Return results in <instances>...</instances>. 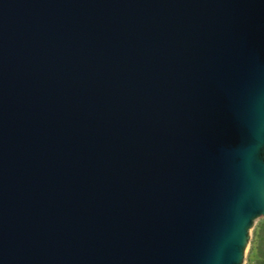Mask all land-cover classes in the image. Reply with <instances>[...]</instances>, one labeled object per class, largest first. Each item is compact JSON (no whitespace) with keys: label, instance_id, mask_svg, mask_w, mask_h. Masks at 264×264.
<instances>
[{"label":"water","instance_id":"1","mask_svg":"<svg viewBox=\"0 0 264 264\" xmlns=\"http://www.w3.org/2000/svg\"><path fill=\"white\" fill-rule=\"evenodd\" d=\"M264 220V0H0V264H243Z\"/></svg>","mask_w":264,"mask_h":264},{"label":"rangeland","instance_id":"2","mask_svg":"<svg viewBox=\"0 0 264 264\" xmlns=\"http://www.w3.org/2000/svg\"><path fill=\"white\" fill-rule=\"evenodd\" d=\"M263 219H258L255 222V226L253 229L250 231V240L249 244L247 246L246 252H245V258L243 264H255V262L258 260V255L256 251V239H255V231L256 228L262 223Z\"/></svg>","mask_w":264,"mask_h":264},{"label":"trees","instance_id":"3","mask_svg":"<svg viewBox=\"0 0 264 264\" xmlns=\"http://www.w3.org/2000/svg\"><path fill=\"white\" fill-rule=\"evenodd\" d=\"M255 239L257 244L256 251L259 257L255 264H264V220L256 228Z\"/></svg>","mask_w":264,"mask_h":264}]
</instances>
